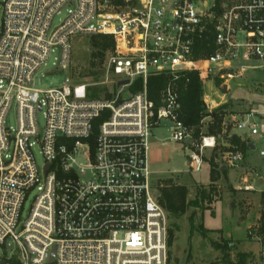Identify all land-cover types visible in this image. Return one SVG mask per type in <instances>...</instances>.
Returning a JSON list of instances; mask_svg holds the SVG:
<instances>
[{
	"label": "built area",
	"instance_id": "obj_1",
	"mask_svg": "<svg viewBox=\"0 0 264 264\" xmlns=\"http://www.w3.org/2000/svg\"><path fill=\"white\" fill-rule=\"evenodd\" d=\"M98 34L115 42L105 79L34 86L54 53L52 65L70 69L72 38ZM248 70L264 73V0H0V264H168L166 211L152 185L151 130L169 124L168 138L184 143L193 173L206 162V149L221 145L231 167L248 151L264 157V104L225 98ZM185 72L200 75L210 112L246 102L223 109L219 133L196 139L180 119L178 81ZM162 73L170 79L156 107L147 83ZM121 80L130 82L118 87ZM138 80L142 88L132 92ZM251 84L264 98V77ZM97 86L104 96L90 98ZM13 106L15 126L7 121ZM245 183L240 190L254 189ZM248 234L259 246L249 264H264L263 227L251 226Z\"/></svg>",
	"mask_w": 264,
	"mask_h": 264
},
{
	"label": "rangeland",
	"instance_id": "obj_2",
	"mask_svg": "<svg viewBox=\"0 0 264 264\" xmlns=\"http://www.w3.org/2000/svg\"><path fill=\"white\" fill-rule=\"evenodd\" d=\"M66 6L60 14H57L52 21V28H56L65 18ZM72 60L69 70H60L52 65L54 53L48 64L37 71L34 86L40 89L61 87L68 80L80 82L96 81L91 75L94 70L101 73L99 81L106 78L104 65L107 57L103 59L93 57V48L89 37L72 38ZM97 65L92 66L91 62ZM262 71L248 70L240 80L241 87L234 86L231 94L225 97L230 100L232 97L247 100H256L264 104L263 96H260L258 89L251 81L262 80ZM208 84V83H207ZM210 86L207 93L221 101L217 95L221 92L213 90L210 94ZM101 87L100 89L103 90ZM113 93L112 85H109ZM250 89V91L248 90ZM250 92V93H249ZM104 95L101 93L100 98ZM105 98H107L105 96ZM224 98V99H225ZM8 124L16 125V108L13 106L8 115ZM38 125L43 128L45 119L43 112L37 115ZM207 122L203 121V127L197 139L207 134ZM169 124L162 122L161 126L151 130L149 138L150 165L155 173L152 185L156 191L158 185L166 184L167 180L173 183L185 184L189 187V199L198 198L199 206L189 208L181 217L169 218L167 216V238L169 228L173 230L174 242L168 247V264H224L225 244H231L230 255L236 259L237 252L258 251V243L251 240L248 234L249 228L261 225L264 231V157L257 151H248L244 160L238 165L231 167L227 164L224 145L215 150L206 149L205 160L199 172L187 171V152L184 143L170 140ZM261 143L258 147L261 148ZM35 157L38 164L43 163V156L39 149L35 150ZM215 157V163L221 168L219 178L211 181V159ZM253 186V190H240L246 185L245 180ZM260 179H263L261 182ZM214 186V187H212ZM199 188L207 191L206 198L202 199ZM32 195L26 200L22 212V219L27 218L32 204ZM202 225L203 229L199 228ZM229 252L228 250H226Z\"/></svg>",
	"mask_w": 264,
	"mask_h": 264
},
{
	"label": "trees",
	"instance_id": "obj_3",
	"mask_svg": "<svg viewBox=\"0 0 264 264\" xmlns=\"http://www.w3.org/2000/svg\"><path fill=\"white\" fill-rule=\"evenodd\" d=\"M91 46L93 48L92 56L99 57L103 59L108 57L114 50L115 42L111 35L98 34L89 37ZM92 66L97 65L94 61L91 62ZM96 81H99L100 72L93 71L91 75ZM170 77L164 73L153 74L149 77L147 83L148 95L150 100L157 107L160 103V92L168 83ZM101 86L93 87L90 89V98H100V94L105 88L100 89ZM142 88V81L138 80L131 86V91L135 92ZM178 91H179V114L180 119L189 127L193 129V137L197 139L203 127V120L207 119V134H217L221 130V123L223 119V109L229 106H233L232 102H229L219 108L208 111L205 105L203 96L204 88L200 75L197 72H185L181 74L178 81ZM111 98L110 95L106 96ZM104 118L101 117L97 119L96 123H99ZM233 142L238 144L242 150L245 151V143L241 141L239 137H233ZM215 157L211 159V181L214 183L222 171L221 168L215 163ZM214 187V186H212ZM200 197L202 199L206 198L207 191L205 189L199 188ZM189 187L185 184L173 183L172 180H167L166 184L158 185L155 194L158 201L165 209L167 216L169 218L181 217L183 216L189 208H196L199 206L198 198L194 200L189 199ZM166 216V219H167ZM200 229L202 225H199ZM167 243L168 247H171L174 242L173 230L169 228L168 230ZM225 251L222 256L224 264H249L253 258L252 252H237L236 259L233 260L230 255L231 244L227 243L223 246ZM228 250L229 252H227ZM170 257H168L169 261Z\"/></svg>",
	"mask_w": 264,
	"mask_h": 264
},
{
	"label": "water",
	"instance_id": "obj_4",
	"mask_svg": "<svg viewBox=\"0 0 264 264\" xmlns=\"http://www.w3.org/2000/svg\"><path fill=\"white\" fill-rule=\"evenodd\" d=\"M130 81L129 80H121L118 82V87L122 86V85H125V84H128ZM131 94H129L130 96ZM233 103L235 105H241V104H245L246 102L242 101V100H234ZM193 141V140H191Z\"/></svg>",
	"mask_w": 264,
	"mask_h": 264
}]
</instances>
